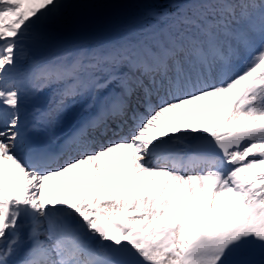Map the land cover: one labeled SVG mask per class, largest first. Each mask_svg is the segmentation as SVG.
Here are the masks:
<instances>
[{"label":"rangeland","instance_id":"obj_1","mask_svg":"<svg viewBox=\"0 0 264 264\" xmlns=\"http://www.w3.org/2000/svg\"><path fill=\"white\" fill-rule=\"evenodd\" d=\"M36 1L37 0H35V9H30L29 11L32 18L27 16L28 11L24 7L25 2L23 0L13 1L15 2L12 3L13 5L21 3L20 7L16 9V11L10 5L6 6L5 9H7L9 13H12V18L8 19L4 25H15L17 21L18 26L16 28L23 31L19 32L21 33V36L24 37L19 38V40L13 42V44H10L6 48L7 50L11 49L16 53V55L18 54L16 62L17 64L19 63L18 65H21L18 66L21 70L18 71V75H20L21 79L29 78L26 80L28 81L27 83H25L26 81H23L22 83L25 85H33L36 90H40L42 93L47 95H55L54 87L63 85L64 80H66L65 83L71 82L72 93H75L79 89L78 85L72 86V84L75 82L89 81V78H86L83 75V66L81 64H76V55L73 54L81 52V50L84 51V49L79 47L84 48L87 44L85 43L86 40L81 38V35H87L90 32H94V30H97L102 21L112 19L118 20L125 16H133L138 13L141 14L143 10H149L147 8L151 6L150 3L152 2L151 0H40L44 4V10L42 11L37 6ZM169 1L170 0H163L162 4ZM31 2L34 3V0H31ZM195 2L204 5L207 4L208 1L195 0ZM247 2L248 1L245 2V0H226L228 7H234V17L237 18H242L245 15L244 12L246 11L244 10L249 11L247 9ZM256 7L257 5L254 6V8ZM240 8H244V10L242 9L243 11L240 12ZM181 10L184 13L183 16L186 17L188 24L186 28L183 29L182 34L179 37H171L164 29V25L160 27V31L158 33H153L151 36H139L133 43L132 47L128 48V46L125 45L123 52L119 51L114 54L115 57L117 56L116 60L113 58L111 62L112 64H109L110 68L114 66L116 67L113 72L119 73L125 71L128 73L130 66L128 59H131L135 55L136 59L140 58L141 63L143 64V70L141 71L144 72L147 64L145 54L149 53L152 49L159 48L164 40L174 51L178 43H184L185 48L179 57L178 54L174 52L172 56H170L166 67L168 73L164 72L157 74L156 79L158 78L160 82L162 81V85H171L173 73L176 69L179 73H183L186 79L189 73L195 69L200 67L203 69L214 65L218 68V70L216 71L215 69L212 72H214V74L216 72L215 75L218 76L220 71L219 69L223 66V63H227V65L230 66L232 73L231 81L229 78L225 83V87L228 89L227 91H230L229 94L234 86L227 85V83L230 81L231 84H234L237 81L239 72L243 70V66L247 61H250L251 63V65L248 66L249 71H251V73H256L258 75L257 77L261 76L262 72L260 71V63L257 62L258 57L256 55L261 49H264V40H262L261 37H257L256 34L259 31L264 30V25H254V27H251L250 29H243L241 26H238L231 29V36L228 29L221 27V23L217 19L213 21L207 20V9H203L202 16L204 19L200 21V23L205 26V33H203L202 30L196 29L197 23L193 21L197 20L195 19L193 13L186 10V5H183ZM1 15L2 17L4 16L2 12L0 13V16ZM153 16L156 17L157 15L155 16L153 14ZM7 17L8 15L6 14L5 18L7 19ZM256 18H259V13H256L255 16H249L247 20H249V22H254ZM260 18L263 19L264 15ZM39 24L43 27V29H45L47 35H41L39 32L37 33ZM223 24L224 21L222 25ZM65 32H68V35L70 36L69 38L63 36ZM160 32H162L163 35H161ZM245 36L251 41V43L248 42ZM82 43L85 44L80 46ZM212 43L218 45L220 52L214 54L211 53L209 46ZM16 44H19V47ZM69 45L74 46V49L61 52L59 56L64 60L59 61L57 59L58 52ZM250 51L253 52L252 58H249ZM202 53L206 54L204 63H200L201 57L204 55ZM19 55L22 57L20 61ZM81 55L83 56L82 58H84L83 62H86L87 64L97 63L96 61H91V59L87 60L88 58L85 57L86 55L84 53ZM2 56L7 57L8 55L7 53H3ZM33 58L35 59V62L41 58L37 62L40 64L34 65ZM1 60L2 59H0V61ZM10 67L12 69L13 66ZM60 68L62 78L61 80L55 82L53 80L57 76L53 75L52 72L53 70H56L57 72ZM262 69L264 70V67ZM65 70L71 71L74 76L66 77L64 73ZM9 71V74L6 75L11 76L13 73L11 70ZM142 72H138V75L141 74V82H145L147 84V81H150V78L148 79ZM195 73L202 74L200 75V79L203 76V71H197ZM214 74L210 75L208 84H203L200 80H198L199 85L195 86V88L199 90L204 85H210L209 89L211 92L207 89L204 91L205 93L201 95L197 93L194 96L186 98L191 102L186 107L196 108L198 110L196 121L199 127L197 128L201 129L202 132L199 133V135H195V139L201 137L206 138L207 136L219 139L227 135H235L245 139L240 149L229 152L227 156L228 159L232 160L237 158L240 161L239 165L232 169L229 181L223 183L218 189H214L209 197L207 195V189L210 185L196 181V176L200 175L212 177V171L199 174L193 173L188 176L186 175V177L180 176L174 171L165 172L163 170L155 169V172L158 171L159 173H163V175L161 174L163 177H160V180L153 179L150 182L154 184L157 189L154 187L150 190L145 188L144 192L132 191L133 194L130 192L128 193L129 195H124L123 193L119 194L117 192V194H114L115 191H110L111 193L109 192L107 194L101 193L100 200H94L95 197L93 195H87V197H84V203L86 204L81 206V208L86 211L82 213L83 216L80 217L81 220L85 219L84 215L86 218L89 217L88 212L90 211V208H95V211L101 215L99 221L106 224L109 229L113 230V232L115 231L120 233L116 234L115 237L124 238L125 241L123 243L137 248L142 254L153 260L156 264H234L229 260L225 251L224 253L227 257L223 255L221 256L220 253L223 252L222 249L200 250L197 248V246L193 244L196 233H202L204 225L208 226L209 224L213 225V223H216L222 229L224 236L227 237L230 234V238L233 241L235 240V246L239 247V249H245L243 242H241V238L243 235L250 232L255 233L254 230L257 227L256 225L253 226L251 219H255V216L257 215L258 218H262L264 221V196L261 197L262 199L260 201L257 198V193L264 194V101L254 102L252 110H242L241 106L233 105V101L231 100L227 102L221 94L216 93L214 88H212V86H215L213 82ZM18 75H16V78ZM96 75L102 74L96 72ZM58 76L61 77L59 74ZM112 77V75L108 74L103 75L100 80L103 81L106 86L104 88L95 87L94 90L89 92L87 96L89 98L92 96L98 99L102 92H106L107 85L109 83L113 84L112 81H110ZM67 78L71 79L67 81ZM155 80L154 78L152 79V81ZM153 84L155 83L150 82V85ZM242 84L244 85L243 82ZM21 85L22 84L18 83V79H16V82H13L6 88L8 94L7 105L9 106L12 104V106L9 107H14V109L8 113L9 116L7 115L5 117V115H2L0 118V201L16 196V192L22 187L21 185L17 188L16 184L13 183L14 177H11L13 180L11 178L8 179V176L6 177L7 174L4 173V171L11 172L14 166L19 168L17 170V174L25 172L26 175H28L26 177L27 180H29L30 177V179L35 180L38 175L41 177V179L35 181L37 183L34 184V186L29 185V183L26 184L25 182L24 187V189H26L25 196L30 202L28 208H32L33 206L37 208L40 204L39 200L43 198L44 194L47 192L45 189L46 187L44 186L45 181L46 183L50 181V185H53L54 187L53 192L56 196H60L61 193H57L56 190L59 191L61 187L62 190L68 191V189H71V187H69L71 186V180L77 182L84 180V174L88 176L91 175L92 177L93 175L95 176V173L98 175L97 172L102 168L103 163L100 165V168L99 164H97V167L90 168V165H86L90 164L89 162L85 163L83 161L75 160L73 163H68L69 157H67L62 162L61 167L55 168L43 176H41L42 174L38 171L26 170L23 168L21 156L19 154L22 149V144H16L14 140H12L14 135L10 132L11 130L9 128L11 123H8L12 120L15 122L22 116V103L26 98L27 93H25L26 91L24 90H19L22 88ZM249 85L251 87V84ZM140 87L141 85L138 86L136 91L142 95L144 92H142L143 89L140 90ZM215 90H218L217 87ZM94 92L95 94H93ZM160 92L162 93V91H158V95L155 96L152 101L158 100L159 97H162ZM185 92H188V90ZM61 99L62 98L56 96L53 97V103L51 105L52 119L50 118L51 121H53V131L56 133L58 132L59 134L64 133L68 126L73 123V112L79 106L77 104V106L71 107L68 105L66 100L62 101ZM139 105L143 114L146 115L149 113L147 105L138 104L137 108H139ZM178 107L181 110L182 108L185 109V107L179 105L174 107L165 106L160 110L159 114L154 116L153 121H150V123L148 121L147 123H143L144 126L139 127L136 131H141V135L144 137V140L146 139V142H144V145L143 143H138L136 149L144 151L154 140H159L163 137L169 136L173 130L180 129L185 120L181 115H178L177 117H167V119H164L167 115V110H172ZM131 111L132 109L129 108V112ZM163 111L164 113H162ZM138 117H140V115H138ZM144 119H146V117ZM129 120L131 121V118ZM210 124H220L223 128L227 127L236 129L233 132L225 133L223 130L215 128H212L213 131H211V129L206 131V128H202L203 126L209 127ZM251 124H256L258 129H256L255 132H249L246 128ZM216 128H219L218 125ZM127 130H133V128L129 126ZM121 131L125 130L123 129ZM105 133L109 135L110 130L108 129ZM102 136L103 135H101V137ZM194 138H192L191 141ZM184 140L185 139H181V141L185 144L187 139L185 141ZM182 142L181 145L186 147V145ZM90 144L87 145L89 146V149L92 148H90ZM84 146L86 145H83V147ZM203 146H207V148L212 147L210 142L207 141L203 143ZM213 146L219 145L215 142ZM143 151L139 152L137 156H145ZM97 152H94L95 154L91 157L94 156L96 158V156L100 154V151ZM257 152L261 153V157L259 159L253 158V154ZM10 156H13V158H10ZM14 157H16V159ZM116 158H119V156ZM137 160L138 159H134L135 164H137ZM7 162L12 164H8ZM150 163L151 162H149V165ZM73 166L75 167L70 168ZM78 167L81 171L78 170ZM133 168L135 167H132L131 169ZM133 171L136 172V170ZM57 175L61 176V178ZM53 177H55L54 181L51 180ZM235 178H237L238 183L237 181L235 183ZM77 182L74 184H77ZM232 183H235V185H232ZM237 185H239V188H237ZM141 192L143 194H141ZM69 193L70 199L66 196L67 194L62 196H65L64 198L67 197V201L72 203L76 199V196L68 191V194ZM76 195H81V193L78 192ZM57 199L58 201L60 200L59 197ZM57 199H54L55 201L52 203L55 204V202H58ZM243 199H245V201H243ZM12 200L13 199H10V201ZM180 204H183L184 208L187 209L184 214L177 212V206ZM1 205L0 244L1 242H4L5 245H8L9 243V247L12 245L15 246L14 244H16V242L2 240L12 238L13 236L11 233L12 223L9 218L6 219V217L1 216ZM9 205L10 204L6 207L3 204V210L5 208L11 209ZM6 209L4 211H7ZM140 211L143 213L141 214ZM23 215V219L27 220L28 217L25 216V214ZM72 215H74V213L70 214V216ZM33 217H38L37 220L42 221L40 222L41 224L39 226H35V228L38 227V230L44 229L48 217H45L44 222V217L40 211L36 212L30 219ZM34 222L35 224H38L37 221H33L32 226L34 225ZM188 229L193 233V237L190 241H188L189 239L186 235V231ZM28 230H31V228L28 227ZM132 231L135 233L134 235L131 234ZM101 232L104 231L101 229ZM19 236L20 240H22L24 235L21 233L18 237ZM36 237L37 236H35V238ZM37 239L47 242L44 244L46 251L43 248L40 250L42 252H50L51 244L47 238L38 235ZM25 244H27V242ZM27 246L34 248V250L30 251V255H28V257H31V259L38 258L39 256L35 253L36 250L33 242ZM257 248L264 253V244L262 246L259 244ZM246 250H248V248ZM16 253L18 254V251H16ZM1 256L3 255H0V257ZM4 256L5 257H2L0 261L8 264H16L17 257L14 252L8 253V255ZM84 256L85 258L87 257L85 254ZM46 257H50L49 254L44 257L45 260ZM20 259L22 258L20 257ZM46 261L50 264H59V262L53 258Z\"/></svg>","mask_w":264,"mask_h":264},{"label":"bare ground","instance_id":"obj_2","mask_svg":"<svg viewBox=\"0 0 264 264\" xmlns=\"http://www.w3.org/2000/svg\"><path fill=\"white\" fill-rule=\"evenodd\" d=\"M3 1H5V0H0V2H3ZM13 1H20V0H13ZM13 1L10 0L11 4L15 3ZM23 1L25 2L24 7L28 11L27 16L29 18H32V15L29 14L30 13L29 11H30V9H35V0H34V3L31 2V0H23ZM36 3H37V6L43 11L44 10V4L40 0H37ZM1 10L2 9H0V11ZM37 29H38L37 33L39 32L41 35H47V32H45V29H43V27L40 24H39ZM0 30H2V33L0 35V57H3L2 56L3 53L10 54L9 58H7L1 62L0 68L3 65H5L7 67V70H11L13 73L11 76L5 74L2 78L3 81L0 82L2 84L7 79H13V80L16 79V75H17L16 72L18 70L16 67V65H17L16 61H17L18 56L16 54L12 53V51H6L7 45L10 42H12V41H10L12 39H9V37L6 36V33L7 32L10 33L13 37H14V35H16V36L19 34L21 35V33L17 30H10L8 27H0ZM4 37H6V38H4ZM17 39H18V37H15V39H13V40H17ZM164 45H166V44H164ZM178 57H179V55H178ZM159 59L166 62L168 58H167L166 54H162L161 57H159ZM34 64H35V59H34ZM10 66H13L12 69ZM195 72H197V71H195ZM195 72L192 73V80H193L192 82L184 83L185 85L181 84V90H180L178 96H174V95L170 94V92H168L163 98H161L160 100H158L154 103L152 102V96H150L148 98V100H146V105L148 106L147 108L149 109L148 118L144 119V121L142 120V122L139 124V126L134 131H129L128 133L126 132L127 135L121 134V136L115 137L113 140H111L109 142L106 141L104 143V146H102V148L103 147H107V148L104 149L102 151V153H100L98 156H96V158L94 156L89 157L85 153L81 154L82 156H85L88 159H90V158L92 159V160L90 159L91 162H89L92 167H97V164H99V168H100V165L102 163H103L102 164L103 166L100 170H98V172H97L98 175H96V173H95V176L93 175V177H92L91 175L88 176V175L84 174V176H83L84 180H81L78 182L71 180L72 181L71 186H69V187H71L72 190H70V191L74 194H77L79 192V193H81V195H83V197H86L87 195H91V196L93 195L96 199H98L101 197L100 196L101 193L107 194L110 191H113V192L115 191L114 194H117V193L122 194L123 193L124 195L125 194L129 195L128 193H130V192L132 193V191H143L144 192L145 188L148 190H150L152 187L157 189L156 186L150 182L153 179H159L160 180L161 179L160 177H163V176L160 175L158 171H157L158 172L157 173V172H155V170H148L147 167L144 165L138 166L137 164L134 163V159H139L143 162L147 161V159H145L143 156L142 157L137 156L139 152L143 151L141 149H136L137 144L143 143V145H144V142H146V139L144 140V137L141 135V131H136V130L141 126H144L143 123H147V121L150 123V121H153L154 116L159 114L160 110L162 108H164L165 106L174 107L176 105H179V106L185 107V109L182 108V110H181L178 107V108H174L172 110L169 109L166 111L167 115L165 116L164 119H167V117H177L178 115H181L183 117V119H185L182 127H180V129H178V130H173V132L170 135L172 137H175V136H177L178 132L182 133V135H184L187 139L186 144H188L189 141H191V139L194 138L195 135H199V133H201L202 130L197 128V127H199V125H197V121H196V115L198 114V110L196 108L186 107L188 104L191 103L186 98L194 96L197 93L199 95L205 93L204 91L209 89L210 85H204L202 88L197 90L195 88V86L199 85L198 80H200L203 84H208V82H205L204 80L200 79V75H202V74L195 73ZM229 78H230V74H228L225 83L228 81ZM155 79H156V77H155ZM127 80H128V84L130 85L131 89L135 90L136 88H138L139 83H140L139 76H137L135 73H133V71L130 73L129 76H127ZM244 89L245 88H244V85L242 84V82H238L231 89L230 94H229L230 91L229 92L225 91L223 94H221V96H223L227 100V102H229V100H231L233 94H236V97H237V95L240 94L242 92V90H244ZM187 90H188V92H185ZM149 91H150L149 92L150 95H155L157 93L155 88H153V90H149ZM117 92H118V90L112 91L110 94L107 95V102L103 103V106H104L103 110L106 109L107 107H110L112 109V111L117 109L119 104L117 105V107L113 106V99H114L115 95L117 94ZM138 93L135 92L133 95L136 97H139L138 98V100L140 101L139 104H141V98H140L141 95ZM102 95L103 94H101V96ZM127 96L128 95H125V97L121 98L120 100L122 102L125 101L127 99ZM194 99H196V98H194ZM233 99H234V97H233ZM26 100H29V97ZM30 105H31V103H30ZM29 106L27 107V109L29 108ZM135 107H136L135 111H133L131 113L134 116L133 119H136L135 116L137 114H139V112L141 111V110H139L140 108H137V104ZM7 108L8 107L5 108V112H6ZM237 118H238V116H237ZM49 119L47 121L44 120V124H45L46 128L48 125V121L50 122ZM129 124L131 125V124H133V122L129 121V123H126V126H129ZM18 125H22V127H23L22 131H23L25 126L27 125V123L25 122V116H23L20 121L15 123L14 127L16 128V127H18ZM217 125L219 128H216ZM258 126H261V125H258ZM202 128H204V129L206 128V131H208L209 129H211V131H213L212 128H215V129L223 130L225 133L233 132L236 129V128H227V127L223 128V127H221L220 124H214V125L210 124L209 127L203 126ZM246 128L249 130H250V128H252V130H255V128H257V127H256V124H251V125L247 126ZM118 129H119V126H116L115 130L117 131ZM37 134L39 135V137H41L43 140H45L49 145H53L54 147L57 145V142L54 141L53 138H51L48 135V129H46V131H37ZM54 136L55 135H53V137ZM122 136H126V137H122ZM1 138H2V136H1ZM90 138H92V136H90ZM15 143L19 144V141H15ZM26 143L27 142H25V144ZM198 144L199 143H195L194 145L196 147H198ZM65 145H66V147H68L70 145V142L66 141ZM93 147L96 148L97 147L96 144ZM149 154H151L153 156L156 155L155 158H160L158 165L155 166L156 170L163 167V165H161L162 155L156 152L153 145L150 147V153ZM77 156H79V155L78 154L73 155L72 158H70L69 162H73L74 160H77L78 159ZM118 156H119V158H116ZM10 158H13V156H10ZM193 160H197V159H193ZM7 163L12 164L10 162H7ZM75 166H77V165H75ZM75 166L70 167V168H74ZM91 166H90V168H91ZM132 167H135V168L131 169ZM151 167H153V165ZM86 168H87V166H86ZM18 169L19 168L13 166V170L8 175V179H10L11 177H14L13 183L16 184L17 188L22 185V187L17 192L15 191L16 192V196H15V200H16L15 201L16 202L15 212L16 213H14L13 210L7 208V211H6L7 215H9L10 218L12 219V220L11 219L10 220L11 221H13V220L17 221V218H20V221H22L21 217H22V214L24 212L32 213L30 215L33 216L36 212L42 210L45 215L46 214L50 215L49 211H50L51 201L53 200V198L56 197L55 193L53 192V189H54L53 185H50V181H48V183H46V185H45V187H46L45 189L47 190V192L45 193V195L42 198L38 207L37 208H35V207L28 208L29 201L25 196V194H26V191H25L26 189H24L25 182H26V184L29 183V185L34 186V184L37 183L35 181L41 179V177L38 175L35 178V180L30 179L31 177L30 178L28 177L29 180H27L26 177L28 175H26L25 172H20V174H17ZM78 170L81 171V169L79 167H78ZM133 170H136V172H134ZM137 170H138V172H137ZM57 176H59V175H57ZM57 176H55V177H57ZM55 177H53L51 180L54 181ZM59 178H61V176H59ZM61 182H62V179H61ZM75 182H77V184H74ZM68 191L62 190L61 187H60L59 191L56 190V192L57 193L60 192L61 195L68 194ZM113 192H112V194H113ZM135 194H137V193H135ZM141 194H143V193L141 192ZM9 199H11V197H9L8 200ZM57 201H58V199H57ZM3 204L7 207L8 204H10V203H9V201L4 199ZM51 207H54L56 209V214L61 215V212L63 210L60 208V206H51ZM37 209H40V210H37ZM52 211H54V209ZM142 211H140L141 214L143 213ZM185 211H187L186 208H185ZM20 212H21V214H20ZM62 216H64V214ZM28 217H29V215H28ZM53 220L54 221L49 222L47 227L43 230L42 229L38 230L37 229L38 227L35 228L37 231L28 230V227L25 225L22 227H19V229L12 227V230L16 231V234L18 233L19 230L25 231L26 236L29 237V241L27 242V244H22L19 242V240L14 238L13 241H10V242H16V244H14V245L17 246V248L23 247L24 251L28 255H30V251L28 252L27 249L32 248L31 250H34L33 247L27 246L28 244H31V238L38 236V235H45L46 234L47 240L49 241V243L51 244V247L53 248V253H51L52 258H56L59 261H64L66 259L67 252H65L62 256H57V254L54 255L55 254L54 249L58 250V248H59V246L55 247V243H56L55 240H59L60 242L64 241V239H65L64 235H65L66 229H64V227L61 226L60 217L59 218L55 217ZM8 245H9V243H8ZM8 245H5L4 242H1V244H0V255H2V253L4 252L5 246H6V249L8 250V248H9ZM34 256H35V254H34ZM19 257H21L22 259H26L28 256L26 254H24V255H21ZM32 259L38 261V263L36 262L35 264H40V262H41L38 258H32ZM108 261H109V259L105 261L106 262L105 264H112V263H109Z\"/></svg>","mask_w":264,"mask_h":264},{"label":"trees","instance_id":"obj_3","mask_svg":"<svg viewBox=\"0 0 264 264\" xmlns=\"http://www.w3.org/2000/svg\"><path fill=\"white\" fill-rule=\"evenodd\" d=\"M183 0H180L179 2H181ZM162 0H152V5L151 6H159L161 4ZM175 8V7H174ZM174 8H172L171 6L165 8V10H169V11H174ZM128 20L132 22V18L131 17H124L121 21L119 22H108V21H103L102 23V29L104 30L105 29V32L101 33V35H103L104 37L107 38V40H110V41H116V42H121L124 38L126 37H131L133 38V36L127 32L126 30L127 29H118V26L120 24H123V25H127L128 23ZM138 20L139 19H136L133 24L135 25V22L137 21V25H139L138 23ZM217 227L214 225H211L209 224L208 225V228H207V231L209 234H213V235H217L216 229Z\"/></svg>","mask_w":264,"mask_h":264},{"label":"water","instance_id":"obj_4","mask_svg":"<svg viewBox=\"0 0 264 264\" xmlns=\"http://www.w3.org/2000/svg\"><path fill=\"white\" fill-rule=\"evenodd\" d=\"M196 152L201 153L202 150H197ZM114 255H115V261L118 264H149V262H146L139 258L141 260L140 261L138 257H135L131 251H129V253H123V254L115 253Z\"/></svg>","mask_w":264,"mask_h":264}]
</instances>
